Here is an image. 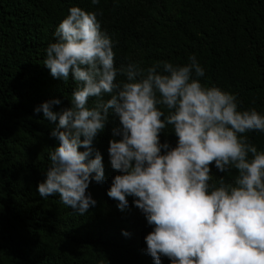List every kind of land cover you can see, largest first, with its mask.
Returning <instances> with one entry per match:
<instances>
[{"label":"clouds","instance_id":"clouds-1","mask_svg":"<svg viewBox=\"0 0 264 264\" xmlns=\"http://www.w3.org/2000/svg\"><path fill=\"white\" fill-rule=\"evenodd\" d=\"M102 14L71 7L46 48L43 64L51 75L76 87L69 107L55 111L61 100L54 98L35 109L59 142L49 153L39 196L58 194L80 215L97 204L87 190L105 171L93 141L113 115L118 126L108 151L120 174L107 195L122 211L134 197L153 226L145 241L156 264L162 256L171 264H264V151L242 135L264 133V114L241 110L234 94L205 86V68L194 55L187 64L117 67ZM169 126L175 146L161 143ZM213 165L231 180L212 183Z\"/></svg>","mask_w":264,"mask_h":264},{"label":"trees","instance_id":"trees-1","mask_svg":"<svg viewBox=\"0 0 264 264\" xmlns=\"http://www.w3.org/2000/svg\"><path fill=\"white\" fill-rule=\"evenodd\" d=\"M73 6L102 10L98 20L113 42L117 67L187 64L194 55L205 68V86L234 94L241 110L264 114V0H0V264H156L145 241L153 226L134 197L122 211L107 195L120 174L108 151L118 126L113 115L93 141L105 171L87 190L97 204L80 215L58 194L45 199L37 191L59 142L35 109L54 98L61 100L55 111L69 107L76 87L71 79L54 78L43 63ZM170 131L161 132V143L175 146ZM242 135L264 151V133ZM212 176V183L221 176L231 180L215 165ZM161 261L171 264L165 256Z\"/></svg>","mask_w":264,"mask_h":264}]
</instances>
